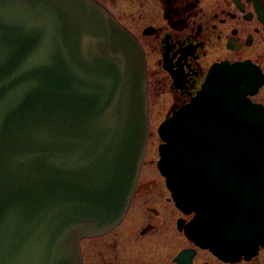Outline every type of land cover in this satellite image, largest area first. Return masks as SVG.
<instances>
[{"label":"water","instance_id":"water-1","mask_svg":"<svg viewBox=\"0 0 264 264\" xmlns=\"http://www.w3.org/2000/svg\"><path fill=\"white\" fill-rule=\"evenodd\" d=\"M262 84L249 62L215 64L158 128L186 235L224 260L264 246ZM148 106L141 46L95 0H0V264H83L80 241L129 208Z\"/></svg>","mask_w":264,"mask_h":264},{"label":"flooded vegetation","instance_id":"flooded-vegetation-1","mask_svg":"<svg viewBox=\"0 0 264 264\" xmlns=\"http://www.w3.org/2000/svg\"><path fill=\"white\" fill-rule=\"evenodd\" d=\"M126 2L130 16L125 27L141 44L146 62L148 55L158 60L156 70L149 71L146 63L148 91L164 89L172 94L174 109L164 120L189 103L210 68L221 63L249 62L258 68L263 84L249 98L264 108V0ZM134 30L141 32L140 39ZM148 101L150 104L149 95ZM154 177L150 176L148 183ZM135 194L132 199L138 205L132 207L131 201L116 228L89 245L80 244L83 264H264V246H259L252 258L230 261L192 242L185 227L194 214L188 216L178 209L172 195L164 199L172 200L176 211L167 213V208L159 205L161 195L147 197L143 186L137 187ZM128 214V225L121 227Z\"/></svg>","mask_w":264,"mask_h":264},{"label":"rangeland","instance_id":"rangeland-1","mask_svg":"<svg viewBox=\"0 0 264 264\" xmlns=\"http://www.w3.org/2000/svg\"><path fill=\"white\" fill-rule=\"evenodd\" d=\"M103 7H105L115 18H117L118 22L123 25L127 26V20L129 19L130 12L127 7V0H97ZM121 20V21H120ZM135 31V30H134ZM133 31V32H134ZM140 31H135V35H137L140 39ZM157 57L156 56H150L147 57V63L149 65V71L151 69H155L157 67ZM164 85L163 79H161V86ZM154 87V86H153ZM148 95L150 96V104L148 106V115H149V138L147 143V148L144 156V160L142 162L141 167V173L140 178L137 183L136 188L138 189L143 186L145 190V195L147 197H158V195H161L159 200L160 206H165L166 212L171 213L172 211H176V207L174 203L171 201H167L164 199V197H171L170 191L167 190L165 186L164 177L161 175L160 171L157 167V162L160 158L159 156V146L161 144V139L158 134V127L162 120H164V116L166 114H169L174 108L172 104V94L168 93L167 91H164V89L154 91L151 93V90L148 91ZM149 103V101H148ZM154 176V178H151V183H148L149 177ZM136 191V189H135ZM136 196L134 193L133 198ZM134 205H138L135 199H132ZM137 207V206H136ZM130 213V212H129ZM188 216H191L189 214ZM127 222L121 226L125 227L128 225L130 214L127 216ZM122 229V228H120ZM120 231V230H119ZM97 237L90 238L91 240H84L81 242V245H87L89 242L94 241ZM89 245V244H88Z\"/></svg>","mask_w":264,"mask_h":264}]
</instances>
